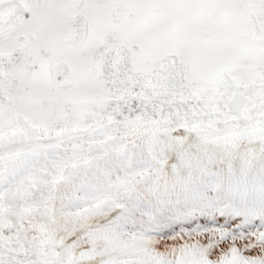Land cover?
<instances>
[{"label":"snow or ice","instance_id":"6c2138e0","mask_svg":"<svg viewBox=\"0 0 264 264\" xmlns=\"http://www.w3.org/2000/svg\"><path fill=\"white\" fill-rule=\"evenodd\" d=\"M0 264H264V0H0Z\"/></svg>","mask_w":264,"mask_h":264}]
</instances>
